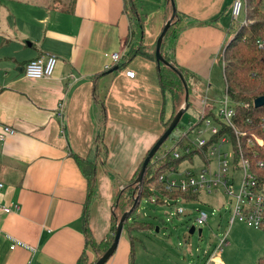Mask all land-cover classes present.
<instances>
[{"label":"crops","instance_id":"0c3cea01","mask_svg":"<svg viewBox=\"0 0 264 264\" xmlns=\"http://www.w3.org/2000/svg\"><path fill=\"white\" fill-rule=\"evenodd\" d=\"M232 2L174 0L179 23L166 45L174 44L189 93L193 85L196 92L209 93L214 71L223 76ZM136 6L144 19V44L154 46L169 15L167 0H136ZM128 35L123 0H72L67 8L51 0L0 1V123L15 129L0 141V264H76L82 254L88 263L95 261L83 233L86 180L77 158L94 157L97 137L106 152L96 168L89 227L97 242L111 234L113 183L133 176L164 131L156 63L137 55L119 70H104L109 53L121 55L114 66L124 62L134 42ZM43 54L57 57L52 75L26 78L25 64ZM95 87L106 111L104 128ZM202 100L196 102L202 113L214 112L213 104ZM185 161L192 164L193 156ZM133 236L134 264L163 262L149 242ZM16 242L21 244L10 248ZM129 253L125 233L104 264H129Z\"/></svg>","mask_w":264,"mask_h":264},{"label":"trees","instance_id":"16d2710c","mask_svg":"<svg viewBox=\"0 0 264 264\" xmlns=\"http://www.w3.org/2000/svg\"><path fill=\"white\" fill-rule=\"evenodd\" d=\"M263 1L264 0L245 1L244 12L248 21L246 23H240L236 27L233 25L231 37L222 51V71L225 81V93L234 103L235 121L240 131L243 133L239 139L242 154L248 159L250 169L255 179L264 189V102L260 106H254V100L256 98L264 97V11L260 10ZM167 7L169 15L166 21L170 18L173 10L170 0H167ZM123 10L129 19L128 39L133 38L134 42L130 44L129 51L123 56L124 62L119 66H114L105 70V72L119 70L126 62L137 55L152 59L156 63L157 77L161 91L162 102L159 117L164 129H166L177 111L183 108L185 103L188 102V99L187 101L185 100V96L186 94L189 96L190 92L187 76L174 60V44L170 43L166 45V40L176 33V25L179 23V13L175 8V14L161 42L160 51L167 62V64H165L156 60L155 45L149 47L144 44V19L143 15H141L137 9L136 0H123ZM93 99L97 102L99 107L101 128H104L106 111L99 93L96 92V87L94 88ZM166 101L169 102L168 111H166ZM205 115L214 116V113L209 111ZM224 128L225 126L223 125L220 132H222ZM252 134L259 137L262 140V144L253 141V144L248 145L247 140L251 138ZM99 139L100 137H97L95 140L94 145L96 149L92 159L76 157L80 171L86 180V198L83 203L81 217L85 241L86 244L95 251L96 261L111 245L116 225L121 216L127 213L122 230L126 231V234L129 236V264H134L135 238L131 232L153 228L147 223L139 221L137 218H134L136 221L133 220L134 212L138 207L141 197L149 196L156 190V195L158 197H160V195H166L168 198H177L178 194L167 193L161 188L158 175L169 169V167H178L180 162L186 158H191L193 153L179 158H172L169 153L166 152V160L161 162L160 165H155V160L153 161L154 155L146 166L141 182H138L136 178L142 162L126 183L123 184L119 180L115 181L113 183L114 199L111 210V234L97 242L93 238L89 227V212L97 188V164L104 161L103 153L105 154L106 152L105 147L101 145ZM232 139L236 151V149H238L237 142L234 137ZM259 163H261V165H259ZM153 164L155 167H153ZM152 181L154 182V187L150 188L148 183ZM121 185L122 188L118 189ZM195 197L196 196H187L186 198L191 199ZM158 203L163 204L162 200L159 198ZM260 228L264 230V224ZM95 261L88 263L85 255L82 254L76 264H93ZM256 264H264V250L257 258Z\"/></svg>","mask_w":264,"mask_h":264},{"label":"rangeland","instance_id":"374dc122","mask_svg":"<svg viewBox=\"0 0 264 264\" xmlns=\"http://www.w3.org/2000/svg\"><path fill=\"white\" fill-rule=\"evenodd\" d=\"M51 3L55 6L67 8L71 5L72 0H51ZM260 10L264 11V1L261 4ZM244 19L245 13H242L237 20L233 21L234 27L242 23ZM209 83L212 84L211 92L206 94L205 92H196L193 85V93H189L188 96L190 106L184 111L175 129H173L156 152L153 159V161L155 160V165H160L161 162L166 160V152L171 157L173 148L177 147L180 151L181 145L177 144L178 141L181 140L183 144L194 142L199 137L197 131H201L205 138L209 136L208 127L204 122H200L199 127L194 131L192 130L194 126L199 124L198 122L202 116V109L196 102H200L206 96L209 100L207 102L213 104V113L215 114L217 109H219L220 99L225 94V81L220 69L214 71L212 80ZM189 85L191 84L189 83ZM168 109L169 102L166 101V111ZM209 120L211 121L210 126H217L215 122L211 119ZM155 165L153 164V167ZM201 166L202 164L195 159L192 164L183 160L177 168L183 170L195 167L197 170ZM166 171L168 169L162 173ZM231 171L237 185L241 179V171L230 170V173ZM127 180L120 179V182L124 184ZM148 186L150 188L154 187V182L148 183ZM121 188L122 185L118 189ZM179 206L184 208V212L181 214L176 212ZM230 207V201L221 192L216 195L201 194L195 203L187 198L182 201L170 200L163 204H154L149 200L148 196H142L134 212L133 220L136 221L134 218H137L139 221H143L153 228L132 231L131 234H136L144 241L149 242L152 249L163 260L160 264H186V261L188 264H206L212 250L223 236L226 237L227 243L223 246V251L219 257L224 264H256L257 258L264 250V230L248 226L246 223L240 221H235L230 225ZM195 208H203L207 211L208 219L205 225H196ZM191 225L196 227L193 233H189ZM157 228H159V231H157ZM199 228L202 229L201 235L198 233ZM125 233L126 231H123L121 236ZM163 252H167L169 255L167 256L166 254L164 256ZM167 257H169L168 259L171 262ZM140 264L143 263L140 261ZM145 264H154V262L150 260L149 262H145ZM208 264L213 263L210 262Z\"/></svg>","mask_w":264,"mask_h":264},{"label":"built area","instance_id":"2783aa9c","mask_svg":"<svg viewBox=\"0 0 264 264\" xmlns=\"http://www.w3.org/2000/svg\"><path fill=\"white\" fill-rule=\"evenodd\" d=\"M245 1L233 0L230 11L233 21L237 20L244 13ZM247 21L245 17L242 23H246ZM108 56L110 62L104 66V70L112 68L119 62L121 57L119 52L109 53ZM56 63L57 57L54 54H43L29 60L24 66L23 74L28 79L48 78L52 75ZM126 75L133 77L134 72L128 70L126 71ZM206 102L207 97L205 96L202 100L203 105ZM219 104V109H217L214 116L205 115L206 113L203 112L198 122L199 124L192 128L194 131L199 127L200 122H204L208 127L209 136L205 138L201 131H197L199 137L194 142L183 144L180 140L177 142L178 145H181L180 151L176 147L173 148V152L171 153L172 158H179L193 153V161L197 159L202 164L201 168L197 170L195 167L183 170L177 167L168 169V171L158 176V181L161 188L167 193L178 194L177 198H168L166 195L158 197L156 190L148 198L152 203L157 204L158 198L165 203L170 200L182 201L183 199H187V196H196L193 198V203H195L201 194L215 195L221 192L231 203L230 225L235 221H240L246 223L248 226L260 228L264 224V189L255 179L248 159L242 154L239 139L243 133L235 121L234 103L225 93L220 99ZM62 108L63 103L59 102L57 108L59 115L62 113ZM209 119L215 122L217 126H210L211 121ZM223 125L225 128L220 132ZM14 133L15 129L13 127L0 123V141H3L7 136ZM233 137L237 142L238 149L236 151L234 149ZM253 141L262 144V140L255 134H252L251 138H248V145L253 144ZM230 170L241 171V179L237 185ZM2 187L3 183L0 181V189ZM17 208L18 205H14V209ZM3 210L9 212L11 208L3 207ZM194 210L196 211V225H205L208 219L207 211L203 208H195ZM176 212L181 214L184 212V208L179 206ZM226 243V237L223 236L212 250L206 264L210 262L213 264H223L219 255ZM19 244L21 243H13L10 248H14Z\"/></svg>","mask_w":264,"mask_h":264},{"label":"water","instance_id":"95a60500","mask_svg":"<svg viewBox=\"0 0 264 264\" xmlns=\"http://www.w3.org/2000/svg\"><path fill=\"white\" fill-rule=\"evenodd\" d=\"M171 5L173 7L172 10V14L170 16V18L166 21V23L164 24L161 33L159 34V36L157 37L156 43H155V58L157 61H161L165 64H167V62L165 61V59L163 58V56L161 55V51H160V46H161V42L163 40V37L171 23V19L173 18L174 14H175V4H174V0H170ZM188 99V94H186L185 96V100L187 101ZM264 102V97H258L254 100V106H260L262 103ZM189 104L188 102L185 103L184 107L181 108L179 111H177V113L174 115V117L172 118V120L170 121L169 125L167 126L166 129H164V131L161 133V135L158 137V139L154 142V144L150 147L149 151L147 152L146 156L144 157L137 178L136 180L138 182L142 181V177L143 174L146 170V166L149 163V161L151 160V158L155 155V153L157 152V150L159 149V147L162 145V143L167 139V137L170 135V133L173 131V129L175 128V126L177 125V123L179 122L182 114L184 113V111L188 108ZM127 213H124L120 220L118 221L116 228H115V232H114V236H113V241L111 243V245L108 247V249L103 253L102 256H100L93 264H104L109 257L114 253V251L117 248L121 233H122V229H123V222L124 219L126 217ZM195 230V226L191 225L189 228V233H193ZM198 233H201V229H198Z\"/></svg>","mask_w":264,"mask_h":264}]
</instances>
